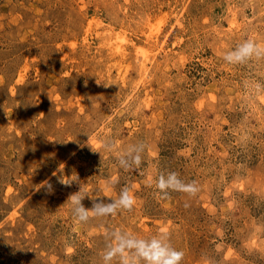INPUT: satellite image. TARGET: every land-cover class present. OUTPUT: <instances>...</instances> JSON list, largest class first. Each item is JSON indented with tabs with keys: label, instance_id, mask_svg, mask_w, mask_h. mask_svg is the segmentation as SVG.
I'll list each match as a JSON object with an SVG mask.
<instances>
[{
	"label": "rangeland",
	"instance_id": "1",
	"mask_svg": "<svg viewBox=\"0 0 264 264\" xmlns=\"http://www.w3.org/2000/svg\"><path fill=\"white\" fill-rule=\"evenodd\" d=\"M246 41L264 0H0V264H104L116 233L264 264V55L225 59ZM79 189L133 206L81 222Z\"/></svg>",
	"mask_w": 264,
	"mask_h": 264
},
{
	"label": "clouds",
	"instance_id": "2",
	"mask_svg": "<svg viewBox=\"0 0 264 264\" xmlns=\"http://www.w3.org/2000/svg\"><path fill=\"white\" fill-rule=\"evenodd\" d=\"M264 55V49H260L252 41L244 42L239 49L225 57L229 62H243L253 56L260 57ZM104 150L112 152L117 151V163L122 168H131L138 166L141 163V153L144 151L143 145H132L124 152H119L116 149L113 141H102ZM46 183V182H45ZM70 184V183H64ZM49 190L51 186L48 185ZM196 189L193 187L191 194H195ZM89 197L87 193L80 194V189L77 192L70 194L68 201L72 214L78 221H87L88 213L92 212L96 216H109L116 214L120 209L130 210L133 206V201L126 193L122 194L118 200H109L105 202L100 197H96L91 208H85L82 200ZM116 244L109 245L107 251L104 253V264H111V262L119 257L123 264H138L139 261H144L145 264H180L183 257V252L172 248L164 238L154 237L150 240L136 238L125 233L115 234ZM155 251L159 255L153 256L151 253Z\"/></svg>",
	"mask_w": 264,
	"mask_h": 264
}]
</instances>
